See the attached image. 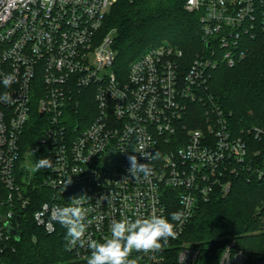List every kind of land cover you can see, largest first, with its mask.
Masks as SVG:
<instances>
[{"label":"built area","instance_id":"1","mask_svg":"<svg viewBox=\"0 0 264 264\" xmlns=\"http://www.w3.org/2000/svg\"><path fill=\"white\" fill-rule=\"evenodd\" d=\"M117 1L0 0V97H11L0 102V264L28 225L47 236L63 229L66 237L51 212L71 206L70 178L67 186L85 184L78 196L87 210L85 241L102 242L123 217L163 215L176 225L161 250L133 251L136 264H200L199 250L182 240L199 206L225 197L233 179L264 184V128L234 127L208 90L219 65L240 64L249 44L264 38V0H186L184 9L199 14L204 49L186 60L171 45L151 48L126 73L115 72L112 35L100 36ZM9 74L16 79L5 88ZM31 126L53 169L32 171V154L22 149ZM110 151L112 170L103 166ZM130 155L151 175L134 179ZM178 211L182 221H171ZM66 252L55 264H86L91 250L66 238ZM218 264L250 263L231 240Z\"/></svg>","mask_w":264,"mask_h":264},{"label":"trees","instance_id":"2","mask_svg":"<svg viewBox=\"0 0 264 264\" xmlns=\"http://www.w3.org/2000/svg\"><path fill=\"white\" fill-rule=\"evenodd\" d=\"M186 0H118L103 23L101 37L112 35L116 54V73H126L130 64L149 49L171 45L191 60L204 49L199 14L184 9ZM209 93L231 113V122L239 130L264 128V38L249 44L247 58L233 68L219 65L209 83ZM87 94V93H86ZM88 101H91L88 99ZM39 119L36 108L32 121ZM39 131L31 126L23 135L24 150H30L34 163L44 158L37 143ZM36 193V191L34 192ZM264 184L233 179L229 193L213 195L197 209L182 240L196 247L200 264H218L220 254L231 240L247 254L250 264L264 260ZM36 242H32V238ZM222 238L221 241L216 239ZM8 264H55L68 258L63 229L47 236L28 225L26 234L8 255Z\"/></svg>","mask_w":264,"mask_h":264},{"label":"clouds","instance_id":"3","mask_svg":"<svg viewBox=\"0 0 264 264\" xmlns=\"http://www.w3.org/2000/svg\"><path fill=\"white\" fill-rule=\"evenodd\" d=\"M15 75L9 74L4 77L3 85L10 87L15 81ZM11 97L7 93L0 97V102H10ZM143 155V154H142ZM159 153L143 155L148 161L150 157H158ZM130 167L128 172L134 179L142 174L144 177L151 175L148 163H139L135 155L128 157ZM53 169V161L50 158L37 159L32 171L40 169ZM71 178L66 182L65 188L70 184ZM84 196L71 199V206L56 207L51 212V219L66 229V238L71 245L87 242L91 250L86 264H136L135 260L129 259L133 251L153 252L161 250L169 241L175 239L176 225L163 215H150L135 219L123 217L113 220L110 225V235L104 237L103 241H97L90 236L85 241L88 225L86 220V209L82 206ZM182 212H173L171 221H182Z\"/></svg>","mask_w":264,"mask_h":264},{"label":"water","instance_id":"4","mask_svg":"<svg viewBox=\"0 0 264 264\" xmlns=\"http://www.w3.org/2000/svg\"><path fill=\"white\" fill-rule=\"evenodd\" d=\"M115 164V153L114 151H110L108 153V156L106 157L105 161H104V168L108 169V170H112ZM85 190V184H80V185H69L66 188V200H70L74 197H78L80 195L83 194ZM10 230V234L12 236H16V233L13 229H9ZM20 238L16 236V241H19Z\"/></svg>","mask_w":264,"mask_h":264},{"label":"rangeland","instance_id":"5","mask_svg":"<svg viewBox=\"0 0 264 264\" xmlns=\"http://www.w3.org/2000/svg\"><path fill=\"white\" fill-rule=\"evenodd\" d=\"M109 10L110 9H108V12H109ZM23 147H22V149L24 150V147H25V143H24V141H23V145H22ZM24 152H25V157L26 156H29V154L31 153L30 152V150H24ZM27 154V155H26ZM257 210H256V213H259L262 209H264V202L262 203V204H259L258 206H257V208H256ZM222 240V238H218V239H216V241H221ZM185 242V241H184ZM186 244H188L187 242H186ZM188 245H191V244H188ZM191 246H193V245H191Z\"/></svg>","mask_w":264,"mask_h":264}]
</instances>
